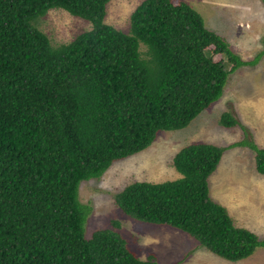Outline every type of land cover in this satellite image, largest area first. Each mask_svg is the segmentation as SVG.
<instances>
[{"label": "trees", "instance_id": "obj_1", "mask_svg": "<svg viewBox=\"0 0 264 264\" xmlns=\"http://www.w3.org/2000/svg\"><path fill=\"white\" fill-rule=\"evenodd\" d=\"M108 1L0 0V264H159L129 247L117 220L86 236L90 206L79 183L145 149L160 130L187 126L219 99L231 72L264 54L263 38L253 58H241L184 0H142L127 32L104 21ZM54 7L91 27L52 45L37 22ZM218 121L243 125L229 110ZM235 145L252 149L264 174V147L249 139L192 142L172 156L179 177L133 180L114 201L219 257L244 259L264 237L236 225L208 183Z\"/></svg>", "mask_w": 264, "mask_h": 264}, {"label": "rangeland", "instance_id": "obj_2", "mask_svg": "<svg viewBox=\"0 0 264 264\" xmlns=\"http://www.w3.org/2000/svg\"><path fill=\"white\" fill-rule=\"evenodd\" d=\"M141 1L109 0L104 21L127 32L130 13ZM184 1L201 14L208 28L224 36L241 58L251 59L262 49V0ZM37 25L55 46L69 42L91 27L87 19L60 7L47 10ZM224 110L231 111L243 125L222 126L218 119ZM243 139L264 145V54L255 64L242 65L231 72L219 99L187 126L160 130L145 149L114 161L100 177L79 183V199L90 206L84 223L86 236L97 228L113 226L111 220H117L129 247L140 258L155 254L159 264H264V247L244 259L229 261L200 246L181 230L128 216L114 201V194L133 180L179 177L181 174L172 165V156L185 144L207 141L225 146ZM254 153L246 145L227 147L210 174L209 192L226 206L236 225L264 237V175L256 170Z\"/></svg>", "mask_w": 264, "mask_h": 264}, {"label": "crops", "instance_id": "obj_3", "mask_svg": "<svg viewBox=\"0 0 264 264\" xmlns=\"http://www.w3.org/2000/svg\"><path fill=\"white\" fill-rule=\"evenodd\" d=\"M207 142V141H206ZM262 146V145H261ZM263 147H264V145H263ZM222 155H223V153H222ZM221 155V156H222ZM219 163V162H218ZM217 167V166H216ZM216 169V168H215ZM262 175H264V174H262ZM208 183H210V176H209V178H208Z\"/></svg>", "mask_w": 264, "mask_h": 264}]
</instances>
